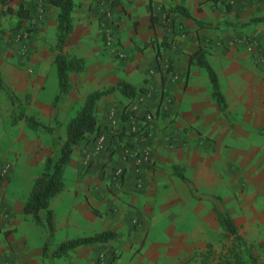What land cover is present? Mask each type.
<instances>
[{"label": "crops", "instance_id": "1", "mask_svg": "<svg viewBox=\"0 0 264 264\" xmlns=\"http://www.w3.org/2000/svg\"><path fill=\"white\" fill-rule=\"evenodd\" d=\"M2 1L0 76L26 115L45 126L55 121L57 139L53 145L48 132L34 131L24 120L11 124L12 107H0V229H11L0 232V258H10L13 264L45 261V233L22 212L23 204L44 158L65 138V125L85 95L119 80L135 89L146 87L149 95L135 104V94L128 97L114 90L97 100L96 125L105 137L104 149L91 151L93 140L72 147L62 172L63 188L48 201L53 245L104 230L113 231L114 237L72 250L93 251L102 245L120 254L125 243L131 247L142 235L154 237L167 228L178 247L191 246L197 238L210 240L212 197L218 196L230 212L225 204L230 166L225 145L238 137V124L252 125L255 132L264 125V69L245 45L250 38L264 53V24L252 21L264 16V0H107L105 23L98 20L102 11L97 0H72L71 30L61 53L70 47L66 56L81 59L83 69L68 72L69 89L63 94L58 93L54 64L56 8L44 0L20 1L36 23L26 39L29 55L21 58L16 32L5 28L21 5L19 0ZM4 3L10 7L3 8ZM106 33L113 40L108 47L102 43ZM163 39L167 48L160 46ZM197 49L217 75L228 119L211 98L205 71L190 61ZM118 51L124 53L122 60ZM130 104L136 105L137 116L153 112L143 137L130 133L129 120L121 119ZM114 133L115 144L110 140ZM125 143L132 150L121 161ZM142 149L148 151L149 162L142 161ZM84 158L87 164L82 166ZM174 164L183 169L196 197L172 174ZM5 165L8 169L2 173ZM117 165L124 174L115 184L109 174Z\"/></svg>", "mask_w": 264, "mask_h": 264}, {"label": "trees", "instance_id": "2", "mask_svg": "<svg viewBox=\"0 0 264 264\" xmlns=\"http://www.w3.org/2000/svg\"><path fill=\"white\" fill-rule=\"evenodd\" d=\"M45 2L56 8L55 15V48L57 53L54 57V64L56 69L58 93H66L69 89L68 72H78L83 69L82 61L79 58L68 57L61 53V48L68 33L71 30L70 12L72 8V0H45ZM182 14L186 13L182 9H178ZM20 12V11H18ZM22 15L26 11H21ZM150 21H153L152 18ZM253 22L264 24V16L253 18ZM152 23V22H151ZM204 27H210L209 24H204ZM163 48L168 47V43L163 39L160 43ZM190 61L197 66L203 68L206 73L208 83L211 91V98L216 104L218 111L226 118H229V113L226 109V102L219 89L217 75L206 61L203 52L197 49L190 55ZM0 90L4 93L9 104L12 107L11 124H15L18 120H24L27 125L34 131L39 128L44 129L51 135L52 144L56 143V123L53 122L50 126L42 125L37 122L34 117L28 116L23 112L20 99L14 92L5 85L0 76ZM114 90H117L122 95L138 97L146 92V89H135L123 80H119L116 85L107 87L101 90H94L87 93L84 97L82 105L75 112V114L67 121L65 125V138L61 141L56 149H53V155L46 156L42 163V170L40 174L33 180L32 187L23 204L22 212L28 214L32 221L40 226L44 233L46 240L42 247V257L50 264L52 258L64 256L66 252L75 249L79 246H87L94 243H103L114 237V232L104 230L96 232L89 236L75 237L56 245H53V213L48 208V201L51 197L57 194L63 188L62 172L64 166L70 159L72 147L80 141H90L100 134L96 125L95 104L98 99L105 96ZM59 94L54 97V107L59 97ZM130 111L123 109L121 112V119L128 120ZM258 134L264 135V125L256 129ZM114 133L112 138L117 137ZM117 139V138H116ZM172 174L180 181L186 183L190 194L196 197V193L192 185L183 174V169L174 164L171 166ZM213 210L215 219L218 222L222 235L224 237H231L233 245L227 251V264H259L257 259L251 253L249 247H245L244 241L238 234L237 226L225 208H219L216 203H220L218 196H213ZM209 250V245H208ZM246 256L247 261L244 260Z\"/></svg>", "mask_w": 264, "mask_h": 264}, {"label": "rangeland", "instance_id": "3", "mask_svg": "<svg viewBox=\"0 0 264 264\" xmlns=\"http://www.w3.org/2000/svg\"><path fill=\"white\" fill-rule=\"evenodd\" d=\"M96 3L102 11L98 14V20H102V23L107 22V18H102V13H106L104 6L108 1L97 0ZM4 4L3 8L10 7L9 4ZM20 5L21 9L18 10L20 12L17 17L6 22L5 28L7 31L16 32L14 41L17 45V55L25 58L29 55L26 39L36 23L29 13L25 16L21 14L24 2ZM39 7L42 5L38 4ZM64 50L65 55L72 52L70 47ZM9 66L12 67L11 64ZM23 66L25 70L28 68L25 64ZM260 95H264V92ZM0 107H4L7 111L11 107L2 90H0ZM238 126L239 130L236 131L238 139L230 140L225 145L230 154L228 156L230 166L225 172L228 183L225 204L229 208L245 247H249L259 264H264V136L257 134L252 125L238 124ZM216 204L219 208H223L222 204ZM212 224L210 240L197 238L191 246L178 247L173 236L170 235L171 228H167L156 233L154 237L142 235L140 243L130 245L131 247L125 243L120 254L111 247L99 245L93 251L87 248L68 251L64 256L52 258L50 264H227V250L233 245L231 237L222 235L215 218ZM3 231H11V229H0V232ZM244 260L247 261L246 256ZM13 263L10 258L8 260L0 258V264ZM42 264L48 262L45 260Z\"/></svg>", "mask_w": 264, "mask_h": 264}, {"label": "built area", "instance_id": "4", "mask_svg": "<svg viewBox=\"0 0 264 264\" xmlns=\"http://www.w3.org/2000/svg\"><path fill=\"white\" fill-rule=\"evenodd\" d=\"M180 33V32H179ZM180 36H183V32L180 33ZM25 37V35L23 36V38ZM103 44L105 46H111L113 45V40L111 38V35L109 33H106L104 35V40H103ZM245 45H246V49L248 52H250L251 54L256 56L257 62L261 65V67L264 69V54L263 52L260 50L259 46L257 43H255L254 40L250 39V38H246L245 39ZM117 57L122 60L124 58V53H122L121 51H118L116 53ZM146 88V87H144ZM149 95V92L146 89V92L143 95H140L137 97L136 99V103L141 102L142 100H144L145 97H147ZM135 104H130L129 106V111H130V115H129V132L132 133H138L141 137H143L145 131H146V127L147 124L152 120L153 118V112L152 111H145L141 116H137L134 114L135 110H136V105ZM113 141V143L115 144L116 142V137L110 139ZM110 141V144H113ZM104 145H105V137L102 134H99L98 136H96L93 139V147L92 149L94 151H101L102 149H104ZM131 146L129 145V143H125L122 145V149L120 151V160L121 161H126L127 158L130 157L131 154ZM141 159L143 162H149V154L148 151L146 149H142L141 153ZM85 164H87V158L82 159V166H85ZM8 169L7 165H5L2 168V173H4L6 170ZM124 174V169L122 166H114L111 171H110V180L117 184L120 182L121 178L123 177Z\"/></svg>", "mask_w": 264, "mask_h": 264}]
</instances>
